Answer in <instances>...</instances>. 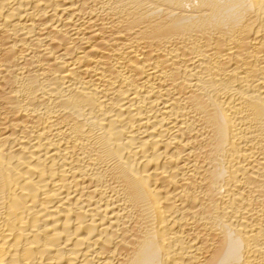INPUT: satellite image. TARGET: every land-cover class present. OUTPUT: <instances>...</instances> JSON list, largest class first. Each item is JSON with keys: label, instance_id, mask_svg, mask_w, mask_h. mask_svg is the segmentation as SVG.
<instances>
[{"label": "bare ground", "instance_id": "1", "mask_svg": "<svg viewBox=\"0 0 264 264\" xmlns=\"http://www.w3.org/2000/svg\"><path fill=\"white\" fill-rule=\"evenodd\" d=\"M0 264H264V0H0Z\"/></svg>", "mask_w": 264, "mask_h": 264}]
</instances>
